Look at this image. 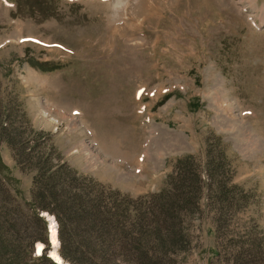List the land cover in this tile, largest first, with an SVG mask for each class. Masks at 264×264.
Listing matches in <instances>:
<instances>
[{
  "label": "rangeland",
  "instance_id": "obj_1",
  "mask_svg": "<svg viewBox=\"0 0 264 264\" xmlns=\"http://www.w3.org/2000/svg\"><path fill=\"white\" fill-rule=\"evenodd\" d=\"M255 5L264 0H0V104L18 112L17 100L26 115L13 113L0 131L27 138L24 151L44 133L41 150L52 147L91 186L131 200L166 188L177 158L194 154L204 163L210 143L214 179L237 185L236 195L209 201L202 194L200 212L183 218L189 242L172 254L173 264H232L216 255L220 237H229L226 224H255L261 234L251 231L264 240V27L253 23ZM0 176L11 202L25 209L33 173L1 140ZM46 213L44 222L57 230ZM114 237L110 232L107 251L84 245L68 256L129 264ZM36 242L46 244L32 242L34 259ZM59 246L58 239V254Z\"/></svg>",
  "mask_w": 264,
  "mask_h": 264
},
{
  "label": "trees",
  "instance_id": "obj_2",
  "mask_svg": "<svg viewBox=\"0 0 264 264\" xmlns=\"http://www.w3.org/2000/svg\"><path fill=\"white\" fill-rule=\"evenodd\" d=\"M13 104L20 106L18 112L13 113L25 118L21 104L17 100ZM0 108L3 129L8 124L5 120L13 118V113L9 104L1 102ZM13 134L16 135L14 132L9 135L0 131V140L10 148L19 167L33 173L32 199L26 203L25 209L16 202L13 204L7 187L8 179L0 176V264H54L48 257L34 259L30 251L32 242H46L45 222L39 216L41 211L55 216L59 254L70 264H118L115 258H99L101 262L98 263L97 258L85 257L80 253L77 258L69 257L70 254L78 253L84 245L91 249V253H96L95 249L107 251L104 245L110 232H115L113 243L126 255L121 260L129 264H173L172 254L186 250L189 242L185 227L182 226L183 218L200 212L202 194L209 201H227L236 195L231 193L237 189V185L230 182L227 183L230 186L220 185L219 179H214L217 160L210 143L204 163L201 164L194 154L177 158L166 188L141 200H131L117 192H109L110 189L106 191V187L103 189L100 184L99 188L91 186L95 183L61 161L52 147L44 148L42 144L41 150L39 146L46 139L44 133H38L33 140L34 146L27 147L25 151L23 141L27 138L21 139L19 136V140L17 136L15 140L11 137ZM218 141L221 145L220 157L227 160L225 163L228 168L224 144L220 138ZM203 173H208L211 182L207 180L208 175L204 178ZM63 186L69 190L65 192ZM93 191L97 193L89 195ZM81 192L86 193V197ZM240 193L243 195L247 192L241 189ZM113 195L122 196L124 201L115 199ZM9 206L14 207V210ZM157 217L159 221L152 219ZM225 228L230 232L229 237H220L223 241L216 255L219 252V256L226 255V258L235 260L232 264H264V240L261 237L257 239L256 233L251 231H257V225H246L245 229L237 230V226L229 228L226 224ZM81 232H89L92 236L84 233V241H81ZM219 236V233L215 234L216 239H220ZM12 252H15L13 256L7 257Z\"/></svg>",
  "mask_w": 264,
  "mask_h": 264
},
{
  "label": "bare ground",
  "instance_id": "obj_3",
  "mask_svg": "<svg viewBox=\"0 0 264 264\" xmlns=\"http://www.w3.org/2000/svg\"><path fill=\"white\" fill-rule=\"evenodd\" d=\"M247 1V0H246ZM260 14L259 19L260 21L264 22V7H260ZM255 11V10H254ZM49 221V220H48ZM50 225V221L48 223V226ZM47 237L49 239V250L47 251V254L49 255L48 258L54 263V264H64L61 256L57 252L58 248V237H57V230L55 224L52 222L51 225L48 227L47 230ZM45 249V246L42 242H36L35 243V255H42L43 251Z\"/></svg>",
  "mask_w": 264,
  "mask_h": 264
}]
</instances>
